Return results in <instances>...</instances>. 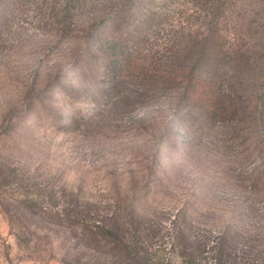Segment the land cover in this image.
<instances>
[{
  "label": "rangeland",
  "instance_id": "374dc122",
  "mask_svg": "<svg viewBox=\"0 0 264 264\" xmlns=\"http://www.w3.org/2000/svg\"><path fill=\"white\" fill-rule=\"evenodd\" d=\"M159 2L9 1L0 24V159L15 174L5 184L0 176V264H104L100 252L79 249L64 218L78 191L89 200L80 214L88 223L125 211L121 200L135 203L150 264H181L188 252L214 264L208 248L224 233L226 263L264 264V189L251 186L264 163V124L233 129L194 109L181 126L167 120L174 97L138 103L108 87L110 55L92 44L94 28L123 4L132 6L130 31ZM235 2L233 18L263 47L264 0ZM105 255L110 264L114 255Z\"/></svg>",
  "mask_w": 264,
  "mask_h": 264
},
{
  "label": "trees",
  "instance_id": "16d2710c",
  "mask_svg": "<svg viewBox=\"0 0 264 264\" xmlns=\"http://www.w3.org/2000/svg\"><path fill=\"white\" fill-rule=\"evenodd\" d=\"M9 1L0 0V24L9 15ZM173 1L161 0L147 9L138 26L130 31L125 28L132 6L121 8L123 4H118L94 28L92 36L96 38L92 44L110 55L105 65L108 87L121 89L126 98L138 103L174 97L167 113L173 119L167 120L181 126L194 109L201 111L202 120L219 122L224 127L238 129L245 121L263 125L264 46L255 49L250 45L247 23L233 18L237 14L235 0H177L172 5ZM112 15L118 17L107 23ZM119 24L121 30L111 35ZM243 25L246 29H241ZM223 153L227 161L234 156L229 150ZM14 171V166L0 159L1 183L5 184ZM252 171L251 186L264 189V163ZM141 190H136L138 195ZM121 202L125 211L114 210L109 217L102 214L98 221L88 223L80 214L89 200L78 191L74 194L73 217L64 218L79 240V249L97 251L105 257L111 252L114 260L110 264H150V251L141 240L144 233L137 222L140 212L135 203ZM113 204H118L115 198ZM182 248L185 252L186 246ZM229 248L227 234H220L208 248L214 264H236L226 263ZM188 254L181 264H200L191 252ZM105 257L103 263L108 264Z\"/></svg>",
  "mask_w": 264,
  "mask_h": 264
}]
</instances>
